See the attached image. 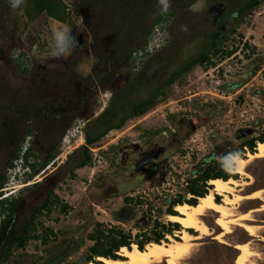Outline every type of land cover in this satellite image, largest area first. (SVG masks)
Returning <instances> with one entry per match:
<instances>
[{
	"label": "rangeland",
	"instance_id": "374dc122",
	"mask_svg": "<svg viewBox=\"0 0 264 264\" xmlns=\"http://www.w3.org/2000/svg\"><path fill=\"white\" fill-rule=\"evenodd\" d=\"M62 1L71 16L70 21L62 25L72 29L76 40L80 38L84 42L83 48H80L82 53H74L69 61L64 60L69 66L68 73L73 71L80 77L91 75L93 80L98 82V79L102 77L99 73L101 70H104V75L107 74L106 71L111 70L107 77L109 81L106 82V79L103 81L100 94L95 97V103L88 112L78 117L75 123L67 127V132L60 139L55 140L58 143L53 165H51L52 161L46 163L43 157L39 158L40 162L46 164L38 169V174L33 179L28 177L31 172L28 173L18 162L15 166L13 165V171L12 168L4 171L7 181L2 187L0 199L13 197L21 186L40 182L43 176L41 173L44 170L48 173L58 167L57 175L52 183L59 184L60 200L70 207L68 211L70 215L68 212L60 215L57 211L49 216L42 215L40 223L43 227L55 225L54 228L57 229L69 223L84 227V224L76 221L72 216L80 210L93 209L94 217L100 225L106 229L114 227L128 232L132 245H135L136 235L150 234L153 218L168 226L173 224L168 221L169 216H166L164 212L167 205L163 199L179 195L180 186H184L189 165L191 172L200 160L213 151L216 153L213 162L218 163L216 158L220 154L237 150L242 143L236 138L240 130H252L248 140H255L264 135V0H259L256 7L249 13L229 19L227 30L222 31L224 37L221 41H217L218 49L228 51L236 48L232 57L224 59H220V56L211 57V61L215 63L214 67L195 65L188 72L173 79L171 84L169 81L172 75L189 61H193L200 54L211 56L210 39L217 32L218 24L213 26L211 19L206 17L208 7L204 6L205 0H171L169 12L173 16L166 21V32L169 29V45L166 49L142 61L138 75L129 74L128 80L126 74L130 69L126 59L131 51L141 47L147 39V33L159 15L156 0ZM248 1L206 0V5L212 6L223 2L228 7L224 13L226 16L231 7L236 10ZM24 21L22 10H13L8 0H0V29H4L3 34L8 37L4 38L3 42H8L7 48H12L8 52V58L14 65L16 74L19 77L28 78V75H23V71L26 74L29 72L28 68H36L48 59L53 60L48 49L53 20L40 17L27 26ZM181 26H187V31H182ZM244 42L248 48L242 47ZM34 48L38 49L36 56L32 54ZM85 49L89 51L88 54L83 53ZM61 69L64 70V67L60 69L58 67L56 70ZM121 69L126 71L123 72ZM65 77L71 81V78L68 79L69 74ZM59 81L60 85L65 87L64 80L58 79ZM26 88H28L27 82L13 81L0 66V105L9 106L11 103L29 102ZM107 91L112 92L110 97L105 95ZM156 91L161 92V95L152 110L141 117L125 120L131 113L133 103L149 98ZM163 97L165 98L161 101ZM238 97L243 99L241 105L236 104ZM113 98L116 103L113 109L119 112L113 119V123L118 124L125 120L123 127L108 132L96 144L86 145L85 133L93 136L104 130L103 126L95 128L91 124L90 116L91 118L93 116V121ZM42 100L38 103H42ZM189 107L190 117L194 116L196 120H194L196 130L190 132V143H184L182 147L185 150H177L173 159H170L167 165L160 167L159 171L155 172L153 177L138 190L141 193L139 196L145 198L141 211L146 210L148 225L134 228L131 223L122 224L113 221L110 211L121 204L120 198L96 203L92 194L94 177L111 174L112 166L107 156L109 151L112 152L110 147L125 140H134L144 131L166 126L167 113L173 114L172 118H178L181 114H187ZM87 118H89L88 121ZM25 146L26 143H23L20 148L23 149ZM84 146L87 147L88 161L85 166L76 169L72 161L74 159L82 161L83 153L81 154L79 149ZM256 146L257 143L255 148ZM187 148H190V151ZM244 153L246 158L247 153L250 152L245 150ZM65 158L68 159L67 162ZM69 169L72 172L70 174ZM8 170H11V173H8ZM244 172V176L236 175L234 178L240 182V187L235 194L242 197H247L254 191H261V194L259 199H243L238 202L231 210V218L251 212L249 220L245 223L255 228V237H250L239 227L230 226V234L226 235L224 243L220 244L216 239V236L222 232L217 222L218 215L205 212L199 219L208 228L209 234L192 242L190 253L181 261L182 264H237L242 253L235 250L233 246L243 243L248 245L250 253L247 264H264V159L250 160ZM190 179L192 180L191 177ZM210 188L209 186L208 192ZM41 200V197L38 198L35 204L41 203ZM221 200L219 196L214 197L215 202H221ZM91 204L95 207H91ZM29 205L33 204H26L18 220L11 225L6 240L24 230L30 211ZM1 221L0 214V228ZM93 224L82 228V231L92 232ZM180 230L181 228L165 236L161 242H169L167 237L178 240ZM192 235L197 233L192 231ZM91 245L90 241L83 239L76 250L67 251V256L55 264H84L87 249ZM119 251L116 253L118 258H120ZM49 258L50 255L43 244L30 240L24 249L13 250L9 259L0 264H48ZM94 261L97 262V258ZM158 264L167 263L163 261Z\"/></svg>",
	"mask_w": 264,
	"mask_h": 264
},
{
	"label": "flooded vegetation",
	"instance_id": "af4514ba",
	"mask_svg": "<svg viewBox=\"0 0 264 264\" xmlns=\"http://www.w3.org/2000/svg\"><path fill=\"white\" fill-rule=\"evenodd\" d=\"M249 1L236 10H233L231 7V10L226 16L224 13L228 7L223 2L214 4L224 5V10L216 21L208 17L209 10L214 5L207 6L206 0L204 1L205 8L208 7L206 17L211 19L213 26L218 24V30L211 36V41L215 37L218 39L224 37L222 31L227 30L230 23L229 19L250 12L248 8ZM169 13L172 17L173 14L171 12ZM3 30L2 28L0 29V66L5 69L7 76L13 79V81L27 82L28 88H26V91L29 96V102L21 104L11 103L9 106L0 105V185L3 183L4 171L7 169L9 163L12 162L16 152L22 149L20 146L23 143L27 144L26 152L29 151L31 154L29 159H34L33 161L28 160V164L34 166V169H31L29 166H24L23 156L26 152L23 154L21 162L18 163H20V166L25 167L28 173L31 172V175L28 176L30 179H33L38 174V169L45 164L44 162H40L39 158L43 157L47 161L51 156L56 155V145L58 142L55 140L60 139L67 132V127L75 123L78 117L85 115L86 111L88 112L89 108L93 106L95 97L100 94L103 81L105 79L106 82L109 81L107 77L111 71H106L107 74L104 75V70H101L99 73H101L102 77L96 82L91 75L80 77L73 71L68 73L67 69L69 66H67L66 61L60 62L55 59H48L37 65L36 68H28L29 72H26V74L23 71V75H28V78L19 77L16 74L14 65L8 58V52L12 48H7L8 42H3L4 38H8L6 34H3ZM168 31L169 29H167V44L162 50L166 49L170 43ZM76 41L79 49L75 50L73 54L80 52V48H83L84 44L80 38ZM245 44L246 42L242 44V47ZM88 52L86 49L83 51L85 54H88ZM131 52L126 59L130 69L129 73L126 74L127 80L132 75V72H134L130 60ZM71 56L66 58V60L69 61ZM94 57L96 58L95 55ZM141 66L142 63L139 69ZM58 67L59 69L60 67H64V70H56ZM121 70L123 72L126 71L125 69ZM66 74H69L70 77L68 79L71 78V81L67 80L65 77ZM58 79L64 80L65 87L60 85ZM41 100L42 103H38ZM172 116L173 114L167 113L168 119L166 126L163 125L151 131H144L134 140H125L120 142V144L110 147L112 152L109 151L107 156L110 161V166H112L111 174L102 177L96 175L94 177L92 181V194L94 195L93 199L96 203L112 201L111 199L113 198H120L121 204L116 209L110 211V217L113 221L122 224L131 223L134 228L148 225L147 212L146 210L141 211V206L144 204L145 198L139 196L141 193L138 190L153 177L155 172L159 171L160 167L167 165L170 159H173V155L178 152L177 150H185L182 146L184 143H190V132L196 130V120L194 116L190 117V107L187 114H181L178 118H172ZM92 118L90 116L91 122ZM88 120L89 118H87ZM86 128L84 129L85 132ZM251 133L252 130L250 129L240 130L236 138L243 142L248 140L247 138L250 137ZM187 149L190 151V148ZM79 150L82 154L83 147ZM215 155V151L208 154L197 163L191 172L189 165L184 180L185 183L184 186H180L181 191L179 195L163 199V202L167 205L164 211L165 213H167L169 204L179 199V197L182 200H190V177L193 179L196 173L200 172L202 168L206 167L215 158ZM53 160L51 165L54 164ZM64 160L65 162L68 161L67 158ZM17 161L19 159L13 161L14 166L17 164ZM81 162L74 159L72 165L78 169ZM57 168H54L53 171L48 173L44 170L41 173L43 176L40 182H32L28 185L21 186L16 195L9 198L13 201H18L16 211L11 215L15 216L14 222L18 220L26 204H33L32 206L29 205L30 211L24 230L27 228L31 230L30 235L32 238L36 236L46 238L43 246L49 255H57L63 252L67 253V251H71L72 249L76 250L82 244L83 239L88 240L89 235H96L97 227L100 225L94 217V210L90 209V211L80 210L75 216H72L76 221L84 224V227L82 225L78 227L76 223L64 224L57 229L54 228L55 225L43 227L40 223V217L42 215L49 216L54 211H57L60 215H64L70 210L67 203L60 200L58 194L59 184L52 183L53 178L57 175ZM68 173H72L71 169L68 170ZM2 191L3 188H0V194ZM40 197L42 198L41 203L35 204L36 200ZM48 198H50L49 201H47ZM50 204L52 205L50 206ZM43 206L45 207L42 208ZM91 207H95V205L91 204ZM174 207L172 206V211ZM68 213L70 215V212ZM166 216L171 215L166 214ZM94 221L95 224H93ZM154 221L157 220L153 218L152 224ZM158 222L160 221L158 220ZM89 224H93L94 230L90 233H84L82 228H86ZM111 228L107 227V229ZM32 240L34 241V239ZM40 244L42 243L40 242Z\"/></svg>",
	"mask_w": 264,
	"mask_h": 264
},
{
	"label": "trees",
	"instance_id": "16d2710c",
	"mask_svg": "<svg viewBox=\"0 0 264 264\" xmlns=\"http://www.w3.org/2000/svg\"><path fill=\"white\" fill-rule=\"evenodd\" d=\"M259 0H250L248 3L249 11H252L256 5L258 4ZM20 10L23 11L24 15V24L30 25L34 21H36L40 17H44L49 20H55L59 21L61 24H66L70 21V13L67 9V6L63 3L62 0H26V3L22 5ZM171 14L168 12L166 15H158L157 18L153 21L151 28L149 32L147 33V39L150 35L151 29L153 26L161 23L166 22L167 18H170ZM145 40V42L147 41ZM223 38H220V40L215 37L210 39V45L212 47L211 56L207 54H200L196 59L193 61H189L181 70L178 72H175L172 75V79L169 81V84L172 83V80L176 77L180 76L181 74H184L191 70V68L195 65L200 66H210L214 67L215 63L211 61L212 58H216L220 56V59L224 58H230L233 56V54L236 52V48H233L228 51H220L217 46V41H221ZM144 42V43H145ZM143 43V44H144ZM244 48H248V45H244ZM253 54V50L251 52ZM131 60V55H130ZM133 67V66H132ZM139 69V68H138ZM134 70V69H133ZM137 70V69H136ZM141 68L138 71L132 72V76L138 75ZM161 95V92L156 91L153 93L149 98L142 100L137 103H133L131 106V113L129 116L125 118L132 119L141 117L150 110H152L156 104L158 97ZM165 97L161 99V101L164 100ZM116 103H114V98L110 101L109 105L91 122L95 128H98L100 126L104 127V130L100 133H97L96 135H89L85 133L84 139L85 143L88 146H91L93 144H96L99 142L101 138H103L108 132L112 130H118L123 127V123L125 120L118 124L113 123V119L116 118L117 114L119 113L116 109H113V106L115 107ZM87 130V128H86ZM256 143H264V135L258 137L255 140H245L241 143L240 147L237 150H240L243 153L244 151L248 150L251 154L255 152V144ZM20 149L16 152L15 156L12 159V162L9 163L7 168L13 167V161L18 160L20 157ZM227 152V151H226ZM224 152V153H226ZM223 153V154H224ZM87 147H83V159L80 163V167L85 166L87 163ZM31 156L30 152H26L23 156V163L24 166H29L31 169H34V166H30L28 164L29 157ZM55 155L51 156L46 163H49V161H52L54 159ZM45 163V164H46ZM44 164V166H45ZM236 178V174L231 175L225 173L219 163H214L213 160L202 170L194 175V178L190 179V200H182L181 197L179 199L173 201L170 203L169 208L167 210L166 214L169 215H176L175 212L171 210L172 206H177L181 204H187L190 206H195L197 204L198 198H203L208 193L209 186H207V183L210 180H222L227 181L228 179H234ZM7 178L4 176L3 183H1L0 188L3 187V184L6 182ZM235 180V179H234ZM50 198L47 199L49 201ZM219 203V202H217ZM18 205V201H13L11 199H0V214L2 215V221L1 226H3L11 217L13 213L16 211V207ZM52 204H50L51 206ZM43 206L42 208H44ZM174 207V208H175ZM41 208V209H42ZM65 209V208H63ZM179 225L172 224L168 226L167 224L159 223L158 221H154L151 226L150 234L146 233H140L139 235H136L137 240L135 241V245L137 246L138 250H143L144 247L150 243L158 244L161 241L164 240L165 236L171 235L173 232L179 230ZM190 234H192V231H188ZM31 230L28 228L25 229L23 232H21L18 235H14L9 240H6L3 244V246L0 249V262L7 261L11 255V252L13 250H22L25 248V245L28 241L34 239L40 241L42 244H45L46 238L36 236L31 237L30 235ZM88 241L92 242L93 245H91L87 249V255L84 258V264H89L94 262V264H101L97 263L94 260L96 258H104V259H111V260H117L119 259L116 256V253L120 248H130L132 245V240L130 237V234L128 232H124L121 229L112 227L111 229H106L102 225H98L96 235H89ZM67 256V253H59L57 255L51 254L50 258L48 259V264H55L61 262L65 257Z\"/></svg>",
	"mask_w": 264,
	"mask_h": 264
},
{
	"label": "bare ground",
	"instance_id": "6f19581e",
	"mask_svg": "<svg viewBox=\"0 0 264 264\" xmlns=\"http://www.w3.org/2000/svg\"><path fill=\"white\" fill-rule=\"evenodd\" d=\"M244 159L246 161L244 168L233 174L244 176L245 168L250 160L264 159V143H257L255 152L253 154L247 153ZM208 185L211 187L209 192L203 198H198L195 206L178 205L174 209L177 215L168 217V221L179 225L181 228L177 236L178 240L167 237L169 242L150 243L141 251L135 245H132L129 249L122 247L118 253L119 259L97 258V262L101 264H158L166 261L167 264H182L181 261L190 253L192 242L199 240L201 236L209 234L208 228L199 219L205 212H212L218 215L217 222L222 228V232L216 236L218 243H224V237L231 232L230 226L239 227L246 231L250 237H255V228L245 223L249 220L251 212L231 218V210L233 206L243 199L259 198L261 191L249 198L237 195L235 191L240 187V182L234 179H228L227 181L210 180ZM215 196L221 197V202H215ZM188 230L197 233V235L188 233ZM233 248L242 253L237 264H247L250 255L248 245L246 243L236 244Z\"/></svg>",
	"mask_w": 264,
	"mask_h": 264
},
{
	"label": "clouds",
	"instance_id": "9594fccd",
	"mask_svg": "<svg viewBox=\"0 0 264 264\" xmlns=\"http://www.w3.org/2000/svg\"><path fill=\"white\" fill-rule=\"evenodd\" d=\"M9 6L15 10L19 9L26 3V0H8ZM156 4L160 15H166L171 7V0H156ZM182 31H187V26H181ZM166 33H159L160 43H164ZM49 55L56 61H64L71 56L78 48L76 37L72 34V29L66 25H62L59 21L53 20V27L51 28L49 38ZM32 54L38 55V49H33ZM107 96H111L112 92L107 91ZM217 161L221 169L227 174H233L241 171L245 166V159L240 150H229L226 153L218 156Z\"/></svg>",
	"mask_w": 264,
	"mask_h": 264
},
{
	"label": "built area",
	"instance_id": "2783aa9c",
	"mask_svg": "<svg viewBox=\"0 0 264 264\" xmlns=\"http://www.w3.org/2000/svg\"><path fill=\"white\" fill-rule=\"evenodd\" d=\"M166 32V22H161L151 29L150 35L147 39V41L139 48H136L131 52V62L134 70H138L140 67V64L142 61H144L146 58L158 53L160 50L163 49V47L167 44V35L164 38V43L161 44L159 40V33ZM26 147H23L21 150V154L19 157V161L21 162V158L23 154L26 152ZM13 171V168L11 169ZM11 170H8V173H11ZM208 185V183H207Z\"/></svg>",
	"mask_w": 264,
	"mask_h": 264
},
{
	"label": "water",
	"instance_id": "95a60500",
	"mask_svg": "<svg viewBox=\"0 0 264 264\" xmlns=\"http://www.w3.org/2000/svg\"><path fill=\"white\" fill-rule=\"evenodd\" d=\"M223 10H224V5L222 4L214 5L210 8L208 17L216 21L218 17H220ZM242 102H243L242 97H238V101L236 102V104L241 105ZM14 219L15 216H11L10 219L0 228V249L7 238L8 232L10 230L11 225L14 222Z\"/></svg>",
	"mask_w": 264,
	"mask_h": 264
},
{
	"label": "crops",
	"instance_id": "0c3cea01",
	"mask_svg": "<svg viewBox=\"0 0 264 264\" xmlns=\"http://www.w3.org/2000/svg\"><path fill=\"white\" fill-rule=\"evenodd\" d=\"M257 192H258V191H254V192H252L250 195H248V196L245 197V198L252 197V196H254ZM253 199H259V198H253ZM253 199H252V200H253Z\"/></svg>",
	"mask_w": 264,
	"mask_h": 264
}]
</instances>
